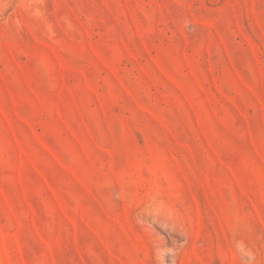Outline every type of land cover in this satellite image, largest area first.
<instances>
[{
  "label": "rangeland",
  "instance_id": "374dc122",
  "mask_svg": "<svg viewBox=\"0 0 264 264\" xmlns=\"http://www.w3.org/2000/svg\"><path fill=\"white\" fill-rule=\"evenodd\" d=\"M0 264H264V0H0Z\"/></svg>",
  "mask_w": 264,
  "mask_h": 264
}]
</instances>
